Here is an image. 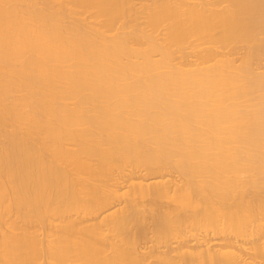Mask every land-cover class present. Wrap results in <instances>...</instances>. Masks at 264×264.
Wrapping results in <instances>:
<instances>
[{
  "label": "bare ground",
  "instance_id": "1",
  "mask_svg": "<svg viewBox=\"0 0 264 264\" xmlns=\"http://www.w3.org/2000/svg\"><path fill=\"white\" fill-rule=\"evenodd\" d=\"M133 5L0 0V264H264V0Z\"/></svg>",
  "mask_w": 264,
  "mask_h": 264
},
{
  "label": "rangeland",
  "instance_id": "2",
  "mask_svg": "<svg viewBox=\"0 0 264 264\" xmlns=\"http://www.w3.org/2000/svg\"><path fill=\"white\" fill-rule=\"evenodd\" d=\"M149 2H150V0H134V5L133 6H135L138 9V11H140L141 8H142V5L143 4H147ZM222 5H224V4H222ZM81 17L86 22L92 21V18L89 17L88 13L83 14ZM144 21L145 20H144V18L142 16L137 20V22L139 24H142V25H144ZM128 25L129 24H127V22L126 23H118L117 26H116V28H115V30H113L112 32H110V35L111 34H117V33H120L122 31H128V30H130V27ZM126 26H128V27H126ZM220 49H224V51H228L229 50V48H220ZM190 51L191 50H187V52H190ZM239 53H242V52H238V54ZM238 54H235L234 57L235 58L236 57H240L239 55H241V54H239V55ZM262 59H264V58H262ZM263 63H264V61L262 62V64ZM262 68L259 71H261ZM263 70H264V68H263ZM137 173L138 174L139 173L140 174H147V172L144 171V170H138ZM169 174H171V173H169ZM171 175H173V177H175L176 179H179V181H180V178H179V176H178L177 173L175 174V172H172ZM239 177L241 179H244L246 177V175L239 174ZM151 181H154V179H152ZM135 204H136V207H137L138 212H139V214H138L139 220L136 223L135 222H132V223L129 224V226H128V237H129V240L131 242H135L136 243V247L137 248L139 247V249H140L141 247H143L142 249H140L141 251L142 250L147 251V248L149 246L154 245V244H159V243H156V236H155V233H154V230H155V217L158 214H161V213H164V212H171V211L177 212L178 211V208L170 200V198H163V197L154 198L153 196L135 197ZM59 224H60V222H59ZM262 225H263V223H262ZM262 229L264 230V226H263ZM189 232L185 236H183L185 238L182 237V240L185 241V242H187V243H189V244L190 243L193 244V241H195V240H193L194 238H192L193 235L195 237H196V235L198 237H200L201 235H206L207 234V232H204L203 230H199V232H198V230H193V231H189ZM188 234H190L191 236L188 235ZM211 234H209V235L211 236ZM225 234H226L225 236L227 238L225 240H228L229 237L230 238H233L234 235H235V234L233 235L232 232H230V233L229 232H225ZM213 236L216 237V235H213ZM241 237H243V236H241ZM253 238H256V236L254 237V236H251L250 235V236L245 237V238H239V237H237V239H239V241H242L240 239H244L245 242H247V244L249 242L248 245L246 244L247 247H251L252 246V243L250 241ZM174 240H175L174 238H172V240H169V241H172L169 244V246L171 245L170 247H173V246L175 247L177 245V243L179 244V242H178L179 240L177 242L174 241ZM244 240H243V242H244ZM144 246H145V249H144ZM160 246L162 248L161 250H163V249L166 248L165 246H163V244L162 245L160 244ZM163 247H165V248H163ZM149 261H151L150 263H154L155 262L153 259H149ZM188 263H189V258L186 257L181 262H179L178 264H188Z\"/></svg>",
  "mask_w": 264,
  "mask_h": 264
}]
</instances>
